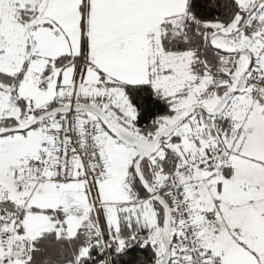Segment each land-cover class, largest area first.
<instances>
[{
    "label": "snow or ice",
    "instance_id": "obj_1",
    "mask_svg": "<svg viewBox=\"0 0 264 264\" xmlns=\"http://www.w3.org/2000/svg\"><path fill=\"white\" fill-rule=\"evenodd\" d=\"M0 264H264V0H0Z\"/></svg>",
    "mask_w": 264,
    "mask_h": 264
}]
</instances>
